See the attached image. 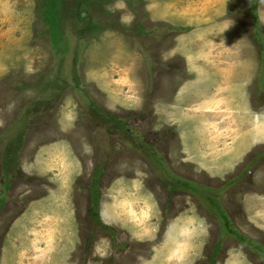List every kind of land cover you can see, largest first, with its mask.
Wrapping results in <instances>:
<instances>
[{
	"label": "rangeland",
	"instance_id": "rangeland-1",
	"mask_svg": "<svg viewBox=\"0 0 264 264\" xmlns=\"http://www.w3.org/2000/svg\"><path fill=\"white\" fill-rule=\"evenodd\" d=\"M0 264H264V0H0Z\"/></svg>",
	"mask_w": 264,
	"mask_h": 264
},
{
	"label": "crops",
	"instance_id": "crops-1",
	"mask_svg": "<svg viewBox=\"0 0 264 264\" xmlns=\"http://www.w3.org/2000/svg\"><path fill=\"white\" fill-rule=\"evenodd\" d=\"M236 74L231 76V71L226 72V74H222V76H227L229 79V86L227 90V94H233L239 99V104L241 108L247 107V105H250V102H246V91L249 87V85L252 83V80L256 78V61L255 58L252 59V61L241 59L237 60L236 63ZM233 65L230 64V69ZM240 97H241V103H240Z\"/></svg>",
	"mask_w": 264,
	"mask_h": 264
}]
</instances>
